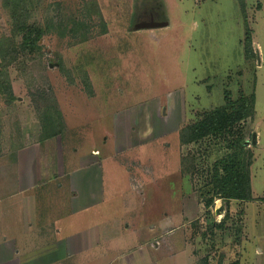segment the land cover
Wrapping results in <instances>:
<instances>
[{
	"label": "rangeland",
	"instance_id": "374dc122",
	"mask_svg": "<svg viewBox=\"0 0 264 264\" xmlns=\"http://www.w3.org/2000/svg\"><path fill=\"white\" fill-rule=\"evenodd\" d=\"M3 1L0 38L16 56L0 66V196L22 177V129L28 139L46 137L53 118L63 144L71 138L81 149L95 144L96 124L104 141L112 138L115 114L116 151L138 191L148 188L139 207L151 204L154 220L164 208L180 213L172 255L181 264L205 256L208 264H264V0H26L29 26L47 27L24 47L20 20ZM151 19L163 24L136 27ZM252 94L251 115L183 141L184 126L249 105ZM74 105L94 121L66 122ZM30 117L33 125L22 122ZM239 145L252 152V198L216 196L205 206L198 189L209 167ZM28 147L25 159L35 156Z\"/></svg>",
	"mask_w": 264,
	"mask_h": 264
},
{
	"label": "crops",
	"instance_id": "0c3cea01",
	"mask_svg": "<svg viewBox=\"0 0 264 264\" xmlns=\"http://www.w3.org/2000/svg\"><path fill=\"white\" fill-rule=\"evenodd\" d=\"M82 108L74 105L66 122L95 119ZM22 122L33 125L34 119ZM116 124L114 114L106 141L96 124L95 144L81 149L71 138L64 145L60 129L32 139L22 129V177L16 178L17 189L0 196V264H181L180 255L171 252L182 232L180 213L164 208L154 220L151 204L139 207L149 198L148 188L138 191L129 177L114 145ZM28 146L35 154L31 159L23 157ZM145 178L143 184L154 182Z\"/></svg>",
	"mask_w": 264,
	"mask_h": 264
},
{
	"label": "trees",
	"instance_id": "16d2710c",
	"mask_svg": "<svg viewBox=\"0 0 264 264\" xmlns=\"http://www.w3.org/2000/svg\"><path fill=\"white\" fill-rule=\"evenodd\" d=\"M3 2L4 5L9 8L11 17L15 20H20L17 30L22 31V47L28 44L37 45V40L44 34L45 27L47 26L41 24H31V26H29L27 22L28 8L26 0H4ZM9 40L10 38L8 37L0 38V66L8 65L10 60L16 56L14 49L8 52L11 48ZM250 43V31L247 29L244 37V49L247 55L252 50ZM253 96L252 94L251 103L249 105H243L241 108L231 112H226L224 109L218 108L214 110L210 117L184 126L183 141L190 142L211 132L220 131L233 121L251 115L253 113ZM58 119L60 121L61 117H58ZM52 122L53 125L49 128V131H46V135L54 134L60 129L55 124L57 121L52 119ZM251 163L252 152L248 149L243 150L241 145L237 146V150L232 153L224 155L220 159H216L209 167V182H205L198 189L204 205L209 206L216 196L224 199H251L252 190L249 180V166ZM186 170L187 167L184 166L182 171ZM219 223H221V221ZM198 264H208L207 256L201 258ZM228 264L238 263L235 261Z\"/></svg>",
	"mask_w": 264,
	"mask_h": 264
},
{
	"label": "water",
	"instance_id": "95a60500",
	"mask_svg": "<svg viewBox=\"0 0 264 264\" xmlns=\"http://www.w3.org/2000/svg\"><path fill=\"white\" fill-rule=\"evenodd\" d=\"M163 22L161 21H155V20H148V21H141L136 24V27H151V26H157L161 25Z\"/></svg>",
	"mask_w": 264,
	"mask_h": 264
},
{
	"label": "built area",
	"instance_id": "2783aa9c",
	"mask_svg": "<svg viewBox=\"0 0 264 264\" xmlns=\"http://www.w3.org/2000/svg\"><path fill=\"white\" fill-rule=\"evenodd\" d=\"M203 1H205V0H193V2H194L195 4H199V3L203 2Z\"/></svg>",
	"mask_w": 264,
	"mask_h": 264
}]
</instances>
